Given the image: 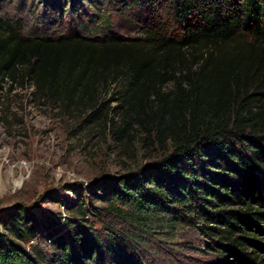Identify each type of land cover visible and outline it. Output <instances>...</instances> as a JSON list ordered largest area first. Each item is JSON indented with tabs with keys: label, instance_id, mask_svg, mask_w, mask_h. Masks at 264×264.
I'll return each instance as SVG.
<instances>
[{
	"label": "trees",
	"instance_id": "trees-1",
	"mask_svg": "<svg viewBox=\"0 0 264 264\" xmlns=\"http://www.w3.org/2000/svg\"><path fill=\"white\" fill-rule=\"evenodd\" d=\"M111 1L136 11L140 36L95 38L85 25L24 35L0 16V90L32 88L116 139L142 130L165 153L95 182L94 200L59 221L9 209L0 264H141L128 230L94 227L105 215L146 233L188 223L224 258L264 264V0Z\"/></svg>",
	"mask_w": 264,
	"mask_h": 264
},
{
	"label": "rangeland",
	"instance_id": "rangeland-1",
	"mask_svg": "<svg viewBox=\"0 0 264 264\" xmlns=\"http://www.w3.org/2000/svg\"><path fill=\"white\" fill-rule=\"evenodd\" d=\"M120 4L111 0H0V16L17 21L24 35L55 37L85 25L84 34L95 38L140 36L133 20L136 11ZM31 90L20 85L12 90L8 80L0 90V231L2 221L8 222L9 209L26 211L39 223L59 221L78 199L86 205L94 200L95 182L130 175L165 153L163 146L145 143L142 130L116 139L105 124L86 122L84 115L67 114L54 103L38 102ZM90 219L96 229L112 226L139 239L136 248L141 264H240L234 257L221 256L214 241L188 223L163 229L154 226L146 233L144 227L113 215ZM132 262L128 257L125 264Z\"/></svg>",
	"mask_w": 264,
	"mask_h": 264
}]
</instances>
